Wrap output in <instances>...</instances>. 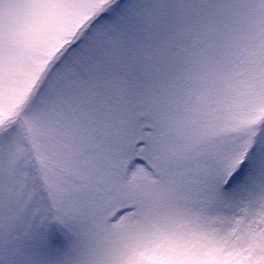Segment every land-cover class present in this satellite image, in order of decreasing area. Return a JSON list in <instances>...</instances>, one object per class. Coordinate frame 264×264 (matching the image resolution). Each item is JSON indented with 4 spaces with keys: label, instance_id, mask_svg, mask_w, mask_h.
Returning a JSON list of instances; mask_svg holds the SVG:
<instances>
[{
    "label": "snow or ice",
    "instance_id": "obj_1",
    "mask_svg": "<svg viewBox=\"0 0 264 264\" xmlns=\"http://www.w3.org/2000/svg\"><path fill=\"white\" fill-rule=\"evenodd\" d=\"M0 264H264V0H0Z\"/></svg>",
    "mask_w": 264,
    "mask_h": 264
}]
</instances>
